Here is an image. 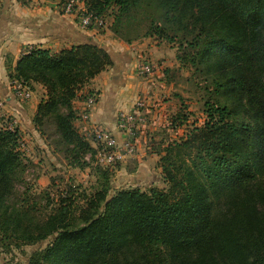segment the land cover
<instances>
[{
	"label": "trees",
	"instance_id": "trees-1",
	"mask_svg": "<svg viewBox=\"0 0 264 264\" xmlns=\"http://www.w3.org/2000/svg\"><path fill=\"white\" fill-rule=\"evenodd\" d=\"M155 4L162 14L153 16L152 27L163 36L154 23L162 21L174 32L165 34L170 40L186 30L189 44L197 45V64L207 69L213 89L204 125L159 145L167 189L114 190L112 169L97 167L103 179L86 207L76 212L67 196L39 221L31 209L8 202L24 164L21 132L0 130V232L26 244L51 238L28 264H264V0L85 1L101 17L118 7L117 24ZM113 63L95 42L58 52L33 47L9 66V76L46 88L34 121H52L78 155L97 150L74 124L73 101Z\"/></svg>",
	"mask_w": 264,
	"mask_h": 264
},
{
	"label": "crops",
	"instance_id": "crops-1",
	"mask_svg": "<svg viewBox=\"0 0 264 264\" xmlns=\"http://www.w3.org/2000/svg\"><path fill=\"white\" fill-rule=\"evenodd\" d=\"M0 6V98L5 100L3 111L19 123L30 124L40 100L46 96V88L37 82L27 83L32 90L28 100H21L13 93L9 66L13 69L29 49L39 47L58 52L83 42L104 45L111 52L114 63L78 91L73 101L78 114L74 124L93 147L97 145L91 130L95 124L110 130L121 142L122 135L117 127L119 112L130 110L138 98L147 99L155 110L142 125L135 152L119 163L117 172L128 175L127 179L137 185L149 181L148 186L151 187L164 182L157 152L159 146L154 149V143L149 142L154 139L163 145L165 140L156 138L149 131L164 126L162 122L171 113L168 107L172 103L170 93L174 83L168 74L178 67L174 48L155 36L127 42L112 37L110 31L105 33L103 28L93 26L84 29L77 13L64 12L61 0H0ZM144 58L157 65L150 75L138 72L137 67ZM90 91L98 92L100 98L92 109L90 120L85 121L81 113L85 107L84 95Z\"/></svg>",
	"mask_w": 264,
	"mask_h": 264
},
{
	"label": "rangeland",
	"instance_id": "rangeland-1",
	"mask_svg": "<svg viewBox=\"0 0 264 264\" xmlns=\"http://www.w3.org/2000/svg\"><path fill=\"white\" fill-rule=\"evenodd\" d=\"M66 1L61 0V3L64 4ZM78 1L82 5L86 0ZM117 8L112 5L102 15L105 19V25L102 27L105 33L110 31L112 37L130 41L145 37L146 31L150 30V33H153L152 36L174 48L176 53L174 57L178 61V67L171 69L172 71L168 74V78L174 83L170 93L172 103L168 107L171 113L162 122L164 126L160 125L149 132L156 138L165 140V143L185 138L194 125H204L207 118L205 102L213 89L206 67L203 64H197L199 58L196 43L189 44L192 35L183 30L176 35L175 40H170L165 34L170 36L174 32L169 30L167 25H162V21L154 23L162 26L163 36L160 29L152 27L153 16L161 17L162 14L159 5H144L139 9H134L130 17L124 18L125 21L120 24L115 23ZM114 28L118 31L115 32ZM171 50L173 52V49ZM150 109L149 119L155 110L152 107ZM184 117L188 119L182 123L181 120ZM14 119L5 111H0V130L9 129L11 124L15 127L17 125L18 128L23 126L20 128V148L24 164L8 201L10 206L31 209L30 213L35 215L37 221L48 218L55 212L61 199L67 196H71L74 201L76 212L86 207L88 198L100 187V180L103 179L97 175V167L110 171L111 168L102 167L97 163V151H81L77 155V152L71 150L72 145L62 140L52 121L45 120L42 125L38 126L34 117L32 123H27L28 125L25 122L21 123L22 121L20 123L17 121V124L13 123ZM173 119H177L175 124L172 122ZM159 142L153 139L149 143H154L153 147L157 149ZM92 148L97 150V145ZM121 161L112 168L114 173L112 172L109 177L114 190L123 188V186L128 187L129 185L130 188L137 185L131 179H127L128 175L117 172ZM149 183V181H142L140 183L142 185L137 186L149 189ZM155 186L168 188L165 182H158ZM50 242L51 238H48L36 244H26L8 239L0 232V264H28L32 253L45 248Z\"/></svg>",
	"mask_w": 264,
	"mask_h": 264
},
{
	"label": "built area",
	"instance_id": "built-area-1",
	"mask_svg": "<svg viewBox=\"0 0 264 264\" xmlns=\"http://www.w3.org/2000/svg\"><path fill=\"white\" fill-rule=\"evenodd\" d=\"M63 10L68 14L77 13L80 26L84 29L93 26L102 28L105 25L103 17L89 11L85 3L81 5L78 0H67L63 4ZM156 66L151 59L144 58L137 69L141 75H150ZM11 87L14 95L21 100H28L32 96L31 88L23 80L18 78L11 80ZM85 96V107L81 117L85 121H89L92 109L98 103L100 94L96 91H90ZM4 107L5 100L0 98V111L4 110ZM150 112V105L145 98H138L130 110L119 112L117 127L122 135L121 142L110 130L97 124L93 125L91 130L97 142V163L102 167L112 169L119 161L132 155L135 152L136 140L142 130V125L149 120L148 114ZM13 123L17 124V120L14 119ZM16 127L18 126L16 125ZM16 127L11 124L9 129L14 130Z\"/></svg>",
	"mask_w": 264,
	"mask_h": 264
}]
</instances>
